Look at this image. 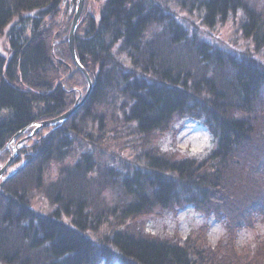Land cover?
<instances>
[{
	"label": "trees",
	"instance_id": "obj_1",
	"mask_svg": "<svg viewBox=\"0 0 264 264\" xmlns=\"http://www.w3.org/2000/svg\"><path fill=\"white\" fill-rule=\"evenodd\" d=\"M78 2L0 0V162L16 134L75 103L63 75L75 68L68 37ZM177 9L200 10L210 29L244 9L246 32L261 20L244 0H85L75 48L94 86L76 114L40 130L11 163L26 158L0 187V264H264V234L240 252L236 244L241 230L264 226L263 65L191 38ZM186 117L205 120L217 139L207 157L165 155L149 141ZM107 141L123 157L115 147L104 151ZM52 167H60L55 182ZM110 187L124 199L101 208ZM44 191L60 213L31 209L29 196ZM190 205L215 214L229 235L212 247L205 228L203 237L178 242L128 224L150 210Z\"/></svg>",
	"mask_w": 264,
	"mask_h": 264
},
{
	"label": "rangeland",
	"instance_id": "obj_2",
	"mask_svg": "<svg viewBox=\"0 0 264 264\" xmlns=\"http://www.w3.org/2000/svg\"><path fill=\"white\" fill-rule=\"evenodd\" d=\"M244 1L245 3L248 2L249 5H251L252 7L257 8L258 12L260 13V18H261L260 24L257 25V27L252 28L251 33L256 31V33H254L253 35L251 33L246 32L247 21L245 18V9L243 11H239L234 16L233 15L229 16V18L227 19V21H225V23L223 24L220 23L215 28H211V29L207 27L206 24L204 23L205 22L203 21L204 13L203 14L199 13L200 10L194 11V13H190V12H180L177 9L179 15L177 13L176 17L180 22H186L185 27L187 29V32H189L191 38L195 37L201 39L206 43L208 42L207 44H209L211 48L217 49L224 53L227 52L242 62L243 60H245V63H250L249 57H255L251 59L257 58L262 63L263 66H261V68L264 71V0H244ZM173 6H177V2H175ZM92 9L94 10L93 15L99 17L100 9L102 11L101 6L96 5ZM195 9L197 8L195 7ZM197 25L200 26L201 28L198 29ZM154 31L155 30H153V27H150L149 34ZM252 38L258 40V42L254 41ZM3 40L4 39L1 40L2 47L5 46ZM253 61L258 62L257 60H253ZM83 68L86 69L85 67ZM63 73H65V71L62 70V73H60L57 79ZM63 76L65 77V81L67 78L68 81H71V82L66 81L65 82L66 87L64 86V88L70 93L75 94V98H74L75 103L73 107L80 105L82 101L83 102L85 100L87 101L89 98L88 96L89 81L86 82L83 76L82 77L79 76V73L76 70V66L75 68L73 67L72 71H70L68 74L66 73ZM89 78L92 82V85L94 86V81L91 79L90 74H89ZM81 82L83 83V86L79 87L78 84H80ZM85 83L86 85L88 83V85L85 86ZM86 87H88L87 90ZM87 96L88 98L86 99ZM79 97H81L80 100L78 99ZM86 101L83 104H85ZM81 108L82 106L79 107L78 110ZM46 120H43L41 122H44ZM205 122H206L205 120H195L194 118L191 117L177 119L171 125L166 126L164 129L165 131L155 134V136L151 137L149 141L154 142L153 145H157V149L160 148V151L163 152L165 155L176 154L177 155L176 158L191 157L196 159L207 157L212 151L216 149L217 139H215V137L210 132L209 128H207ZM34 129L35 128L31 130V133L34 131ZM31 133L29 134L27 132L25 134V138L22 139H26V137L29 138L26 139V141L20 144L19 146H18V142H20L21 140L15 141L14 143L11 142L9 144V146H11L12 148L11 156L15 154L14 148L18 149L19 147L22 149V147H25L23 146V144L25 143H27L25 144L27 145L26 147H30V145H34V143L36 142L35 141L36 135L31 136ZM128 139H131V137H129ZM117 146L118 144L116 142L107 141L106 143H104L102 148L104 151L111 154L112 152H115L114 149L115 147L116 148L115 154H117L118 156H122L120 154L121 146L118 147ZM29 153L31 154L33 152H29ZM107 153L103 154L104 161L106 163L111 161L112 158L111 155L106 156ZM124 157H128V155ZM7 162L8 160L5 163L0 162V168L4 167ZM21 163L22 164L26 163L25 156H22L21 162L16 164V166L13 169L20 168ZM52 168L53 169L49 172V179H51L52 182H55L58 180L57 175L60 167L59 168L52 167ZM107 172L108 171L106 168L99 170V172H95V173L96 175H99ZM13 179L14 177L9 180L12 181ZM7 182L5 184H7ZM87 192L91 195L90 191L87 190ZM96 193H98L97 189L94 188L93 194ZM104 199H105L104 201L105 204L100 205L99 207L101 208L107 205L115 206V204L122 201L124 198L122 197V194L119 190H114L112 187H110V189L104 192ZM29 201H30L31 209L34 212H36L38 215L51 217L55 215V213H60L57 207L53 205V200H51V198L48 197L46 191L37 192L29 196ZM108 208H109L108 211L110 212L111 207ZM98 209L99 211L102 210L100 208ZM137 218H138L137 220H134L132 222L130 221L128 222V224L129 226L131 225V227L139 228L138 231L140 232L143 231L144 233L142 232V234L144 236L152 235L153 237H158V238H167V239L171 238L178 242L185 241L186 239L189 238V236L192 237V235L194 236L193 240L194 241L197 240L195 239L196 236H202V230L205 228L208 230L206 234L208 238L204 241V244L211 245L212 247H214V245H216L219 240L224 239L226 234L228 233L229 235L230 233L227 224L224 221L222 222L221 220H219V218L215 214L212 213V216L211 215L208 216L205 215L204 212L199 213L191 205L189 207L177 206L176 208H169L166 210H162L158 208L147 211L145 215ZM114 220L115 219H112L111 222ZM111 222L109 223L111 224ZM107 227L109 228L110 226L107 225ZM125 227L127 228V223ZM101 230L105 231L104 229ZM259 234L260 235L264 234V226H259L256 229L252 228V229L241 230L240 233L237 234L239 235L237 236V243H236L237 245H239L238 252H240L241 247L253 245L254 241L256 240V237ZM199 242H202L203 244V241H199Z\"/></svg>",
	"mask_w": 264,
	"mask_h": 264
},
{
	"label": "water",
	"instance_id": "obj_3",
	"mask_svg": "<svg viewBox=\"0 0 264 264\" xmlns=\"http://www.w3.org/2000/svg\"><path fill=\"white\" fill-rule=\"evenodd\" d=\"M84 1L85 0H79L78 2V7H77V10H76V13H75V17H74V21L72 23V30L69 34V40H68V43H69V49L71 50V57L74 61V64L76 66V69L77 70H80L83 75L85 76L86 80L89 81V88H88V96L90 95L91 93V89L93 87L92 85V82L89 78V74H88V71H86V69L83 68V65L81 64L80 60L78 59L77 57V52H76V48H75V41H76V38H75V33L78 29V23L79 21L81 20V15H82V12H83V9H84ZM88 96L86 97V99L88 98ZM81 97H79L78 99L80 100ZM78 101V100H77ZM76 101V102H77ZM86 101V100H85ZM84 101V102H85ZM83 101L81 102L80 105L76 106V107H73L75 109H69L66 114L64 115H61L59 117H57L56 119H48L44 122H39V123H36V125H34L33 127L35 128L34 131L31 133V136H35L36 133L38 131H40L41 129H47L48 127H54V126H57V124H60V123H65L68 121V119H70L74 114H76L77 110L79 107L83 106L84 103ZM77 105V103H76ZM28 130L25 129L24 131L16 134L14 136V138L12 139V142L14 143L15 140L20 136V135H24L25 132ZM29 137H26V139H28ZM26 139H22L20 142H18V146L22 143H24L26 141ZM21 148L18 147V149H16L15 151V154L10 156L9 157V160L8 162L5 164L4 167H1L0 168V186L2 187L3 185H5V183L7 182V180L13 178L16 173L18 172V169L16 170H11L6 176H4V174L6 173L7 171V168H9V166L11 165V163L16 160V157L18 156L19 152L21 151L20 150Z\"/></svg>",
	"mask_w": 264,
	"mask_h": 264
},
{
	"label": "bare ground",
	"instance_id": "obj_4",
	"mask_svg": "<svg viewBox=\"0 0 264 264\" xmlns=\"http://www.w3.org/2000/svg\"><path fill=\"white\" fill-rule=\"evenodd\" d=\"M13 170V167H11V166H9V168H7V171H6V173L4 174V176H6L11 170Z\"/></svg>",
	"mask_w": 264,
	"mask_h": 264
}]
</instances>
